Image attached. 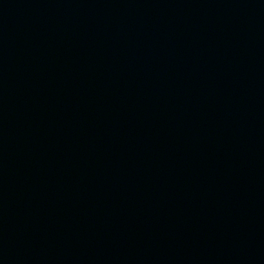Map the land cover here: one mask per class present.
I'll use <instances>...</instances> for the list:
<instances>
[{"label":"water","instance_id":"95a60500","mask_svg":"<svg viewBox=\"0 0 264 264\" xmlns=\"http://www.w3.org/2000/svg\"><path fill=\"white\" fill-rule=\"evenodd\" d=\"M0 264H264V0H0Z\"/></svg>","mask_w":264,"mask_h":264}]
</instances>
